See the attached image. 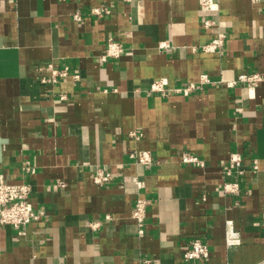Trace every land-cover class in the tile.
<instances>
[{"label":"crops","instance_id":"obj_1","mask_svg":"<svg viewBox=\"0 0 264 264\" xmlns=\"http://www.w3.org/2000/svg\"><path fill=\"white\" fill-rule=\"evenodd\" d=\"M206 18L217 25L204 28ZM220 32V53L193 51ZM111 37L126 50L103 60ZM50 64L69 76L53 82ZM261 69L264 0H219L217 10L199 0H0V178L30 181L41 212L24 231L0 228V264H264V83L229 85ZM204 73L213 82L189 95L150 91L155 79L180 86ZM234 152L244 172L225 175ZM98 166L114 173L109 184L93 180ZM225 180L239 190L225 192ZM140 194L150 200L143 235L131 215ZM227 220L239 246L226 245ZM197 237L210 255L186 260Z\"/></svg>","mask_w":264,"mask_h":264},{"label":"built area","instance_id":"obj_2","mask_svg":"<svg viewBox=\"0 0 264 264\" xmlns=\"http://www.w3.org/2000/svg\"><path fill=\"white\" fill-rule=\"evenodd\" d=\"M199 7L202 10H217L219 9V0H199ZM94 14L102 16L108 13L109 10L103 7H95L92 9ZM74 18L77 20L81 19L82 16L79 12L74 13ZM217 25V21L212 18H206L203 20V27L209 28ZM228 35L226 33L220 32L215 37L210 39L208 42L200 45L199 47H192L193 51H201L204 53H220L226 45ZM160 47H169L167 43H160ZM126 48L124 44L111 37L108 39L107 46L105 50L100 54L101 59L107 60L109 58H115L121 56L125 52ZM52 71L51 80L57 82L60 77L69 76V68H55L53 65H49ZM46 81V78H43ZM213 80L208 77L206 73L200 76L198 82H190L188 84L180 86H171L167 78L155 79L150 86V91L152 92H167L171 91L174 93H184L189 95L198 88H201L205 83H211ZM237 83L245 84L249 87H255L264 83V69L254 70L240 73L236 79L231 81L229 85H234ZM130 135L136 139L140 138V134L133 131ZM130 156L142 164H153V156L151 151L147 149H135L130 153ZM181 159L184 163H191L197 166H204L205 162L202 158L197 155L183 152L181 154ZM256 167V166H255ZM27 170L33 171L31 165L26 166ZM242 169V157L239 153H231L229 157V162L225 168V175H234V173H243ZM115 175L114 173L105 166H98L93 172V180L100 184H109ZM138 188H142L144 183L139 177H134ZM63 185V184H59ZM223 189L225 192L235 193L239 190V182L233 180H225L223 182ZM33 186L30 181L22 182H9L4 178H0V228L4 225H12L13 227L24 231L25 227L31 222L39 220L41 217V212L35 209L31 201ZM205 199V197H203ZM150 200L143 197L141 194L137 196L134 207L132 209V218L136 221L138 225V233L143 235L145 232L147 209ZM107 219H112L111 215L106 216ZM100 226L99 221H93L91 227L97 228ZM226 245L239 246L242 243V234L234 226L232 220L226 221ZM210 255V248L206 241L197 237L190 240L188 247L183 252V257L186 260H195L207 258Z\"/></svg>","mask_w":264,"mask_h":264}]
</instances>
